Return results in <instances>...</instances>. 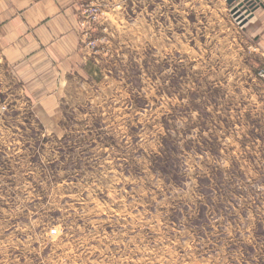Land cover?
<instances>
[{
	"label": "rangeland",
	"instance_id": "rangeland-1",
	"mask_svg": "<svg viewBox=\"0 0 264 264\" xmlns=\"http://www.w3.org/2000/svg\"><path fill=\"white\" fill-rule=\"evenodd\" d=\"M237 4L80 0L51 116L0 55V264H264V34Z\"/></svg>",
	"mask_w": 264,
	"mask_h": 264
},
{
	"label": "crops",
	"instance_id": "crops-1",
	"mask_svg": "<svg viewBox=\"0 0 264 264\" xmlns=\"http://www.w3.org/2000/svg\"><path fill=\"white\" fill-rule=\"evenodd\" d=\"M79 1L0 0V55L42 117L54 114L59 84L81 62ZM258 2L248 22L255 36L264 34V0Z\"/></svg>",
	"mask_w": 264,
	"mask_h": 264
},
{
	"label": "built area",
	"instance_id": "built-area-1",
	"mask_svg": "<svg viewBox=\"0 0 264 264\" xmlns=\"http://www.w3.org/2000/svg\"><path fill=\"white\" fill-rule=\"evenodd\" d=\"M245 12H243L242 14H244ZM100 15V11L97 8H90L88 6H83L82 5V9L80 11V28L86 30L87 26L91 24L92 20H97L99 18ZM262 75H264V71L261 72ZM56 231H54L53 233H55Z\"/></svg>",
	"mask_w": 264,
	"mask_h": 264
},
{
	"label": "water",
	"instance_id": "water-1",
	"mask_svg": "<svg viewBox=\"0 0 264 264\" xmlns=\"http://www.w3.org/2000/svg\"><path fill=\"white\" fill-rule=\"evenodd\" d=\"M237 1L238 0H227V2L231 5H233ZM246 2L248 3V5L245 4ZM244 5H246V6H244ZM258 5H260L258 0H244L242 2H238V4L234 6L233 11H234V13H236L240 9H243V11L245 10L247 13L245 15L248 17L245 16V18H243V19L245 20L246 18H248L247 20H245V23H246L249 19H251L253 17L254 11L256 10ZM247 7H249V8H247Z\"/></svg>",
	"mask_w": 264,
	"mask_h": 264
},
{
	"label": "bare ground",
	"instance_id": "bare-ground-1",
	"mask_svg": "<svg viewBox=\"0 0 264 264\" xmlns=\"http://www.w3.org/2000/svg\"><path fill=\"white\" fill-rule=\"evenodd\" d=\"M244 6H246V5H244ZM247 8H249V7H247Z\"/></svg>",
	"mask_w": 264,
	"mask_h": 264
}]
</instances>
